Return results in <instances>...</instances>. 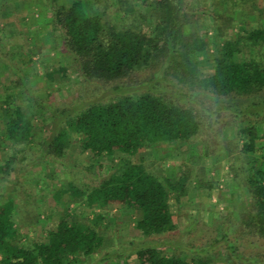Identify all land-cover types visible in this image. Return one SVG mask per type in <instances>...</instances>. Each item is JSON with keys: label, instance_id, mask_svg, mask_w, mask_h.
I'll list each match as a JSON object with an SVG mask.
<instances>
[{"label": "trees", "instance_id": "trees-1", "mask_svg": "<svg viewBox=\"0 0 264 264\" xmlns=\"http://www.w3.org/2000/svg\"><path fill=\"white\" fill-rule=\"evenodd\" d=\"M116 1L118 21L105 17L102 0H0V188L13 191L0 193V264H77L98 256L97 264H129V254L101 255L103 210L133 215L141 237L173 232L178 215L172 197L178 201L199 188L210 194L223 182L219 171L208 181L204 165L194 171L191 147L199 138L202 156L226 165L225 177L244 207L233 212L239 222L232 214L204 230L192 222L181 242L130 243L129 253L137 264H264V19L248 21L233 37L228 32L232 14H263L264 7L257 0H209V7L141 0L137 8L130 0ZM19 13L20 23L7 21ZM23 33L31 42L28 54L9 42ZM44 48L58 62L50 68L43 63L48 82L55 75L65 79L69 68L97 87L141 71L152 82L135 95L137 88L124 87L93 100L60 83L75 98L65 106L53 85L34 88L39 75L32 56ZM155 78H173L181 89L170 92ZM179 144L187 145L190 162L181 164L185 170L173 181L146 168L145 153ZM72 151L86 154L89 163L78 177L48 190L60 204L56 213L47 202L40 210L41 180L31 174L43 163L71 166ZM93 170L106 176L89 184L84 178ZM76 206L102 212L83 222Z\"/></svg>", "mask_w": 264, "mask_h": 264}, {"label": "rangeland", "instance_id": "rangeland-1", "mask_svg": "<svg viewBox=\"0 0 264 264\" xmlns=\"http://www.w3.org/2000/svg\"><path fill=\"white\" fill-rule=\"evenodd\" d=\"M67 0H57V2L62 3L66 2ZM102 10L105 12V17L107 18H113L114 20L118 21V2L116 0H102ZM134 6L137 8L140 6L141 0H130ZM192 3L195 1L196 5H206L209 7V0H191ZM205 1V2H204ZM216 1V0H215ZM204 2V3H202ZM216 3H218L216 1ZM102 4V3H101ZM257 4L259 7H264V0H257ZM190 6V5H189ZM211 6V5H210ZM255 11V14L252 16H247L245 12H238L232 14L233 17H235V20L232 22L234 24L233 26V32L229 30L231 37H233V33L236 32V30H239L241 27H245L248 25V21L256 18L255 20H261L264 19V13L259 14ZM50 14V13H49ZM229 14V13H228ZM22 14H15L14 16L10 17L7 21L14 22V24H18L20 16ZM230 15V14H229ZM29 16L38 17L36 13L31 12ZM30 18V17H28ZM30 22H32V18H30ZM129 19V18H128ZM125 23L128 22L127 19L120 20ZM2 23H0V26ZM32 28V27H30ZM24 34H19L17 37H10L9 42L11 44L16 43L18 46H21V50L24 51L26 54H28L29 49H31V42L30 38L24 37ZM213 36L212 31H209V37L211 38ZM210 40V39H209ZM213 49L209 50L210 53L213 52ZM58 51V50H57ZM42 53V54H41ZM53 51L49 52L46 48L42 49L39 53L37 52L32 56V60L34 62L36 72L39 75V77L33 76V79H37L34 84L35 89H41L46 86L56 87L55 96L62 100L64 99L65 106H71L75 100L72 95L68 94L65 89H60L59 85L60 83H63L62 85L64 87L72 88V93L76 95V91L80 94L86 97L92 96L90 98H87L89 100L93 99H105L107 97L114 96L115 94L113 92H122L125 91L124 87H127L129 89L137 88L138 90H135L132 94H138L140 91L142 92L145 89H148L149 83L152 81L148 78L149 72H139L136 73L133 77L125 78L120 81H110L106 82L103 85L97 87L95 84L86 82L81 77H77L75 72L69 68L67 77L65 79H60L62 77H59L58 75H55V81L48 82V80H43L44 78V66L43 63H48L49 68L50 66L56 67L57 66V60L51 59L54 58L55 55H53ZM65 63L68 62L67 60L64 61ZM68 64V63H67ZM32 79V80H33ZM60 79V80H58ZM156 80H159V83H161L166 88L170 89V92H173L175 90H180L181 88H177L176 81L173 78H155ZM73 81V84L71 82ZM34 82V81H33ZM59 82V83H58ZM47 83V84H46ZM122 85L121 89H114V86ZM58 89V90H57ZM140 90V91H139ZM58 91V92H57ZM138 91V92H137ZM117 95V94H116ZM86 97H84L86 99ZM238 99V97H237ZM227 101V99H225ZM59 102V101H58ZM236 102V101H235ZM234 101L228 100L226 104H235ZM240 104V101H238ZM236 104H238L236 102ZM238 104V105H239ZM223 118V115L220 116V119ZM246 122H241L239 126H243ZM220 125L218 122L213 125V127ZM261 128L264 131V122L261 124ZM227 129V128H226ZM226 131V130H225ZM196 141V147H191V153L193 156V163L194 171L198 170L199 166L204 165L205 171H206V177L208 181L212 180V177L214 174H216L218 171L223 175V182L217 186V188H214L210 191V194L207 193V190L199 188L197 191H190L185 197H182L180 200L176 201L173 197L171 199L174 206L175 211L177 212V225L176 229L173 232L165 233L161 235H153L149 237H141L139 236L137 230L133 226V219L134 216L131 214H128L126 211L118 210L117 208H108L104 209L103 212L107 214L106 219L101 223V231L104 233V245H103V253L101 255L107 256L109 255L110 258L117 257L118 254H124L127 256L128 254V262L129 264H137V260L134 254L131 252L129 253L130 249L132 248L131 244L134 245V247L138 245L143 244H157L161 245L162 242L171 241V242H181L183 237V229L191 224L192 222L196 223L198 226L202 227V230L208 228L211 225L218 224L220 220H224L226 216L232 214L233 222L237 224L238 217L237 213L239 209H243V205H241V200L239 199L237 192L232 190L233 184L228 178L229 175L225 177V169L226 165L223 161L216 160L214 164V157L208 158L203 157L201 150H200V143L199 139ZM77 144V143H76ZM187 148V145L185 144H179V145H161L157 149L151 150L150 152L145 153L147 156L145 157V166L148 170L159 173V174H166L170 180L173 181L174 176L179 175L180 173H183L185 170V167H181V164L184 165L186 162H190V154H188L185 150ZM190 153V152H189ZM68 163L71 164V166H61L58 162L55 163H48V164H42V169L36 174H31L33 180H41L39 186L36 185L38 189V194L40 197L38 198V205L39 209H43L40 205L46 204V202L52 206L53 213H56V209L60 208V204H58L57 201L51 199L48 197L49 194L52 193V191H48L50 188L54 186H63L67 182V178L69 176H75L78 177L77 174H80L79 170L84 172L83 167L86 166L89 163V159L86 154H81L73 151L71 152V157L68 160ZM76 165V166H75ZM31 170L37 171L39 170V167H30ZM217 171V172H216ZM90 174V175H89ZM88 175V178H84L85 182H88L89 184H95L101 178H104L106 176V172H101L99 170H93L90 171ZM30 175V174H29ZM35 176V177H34ZM81 177V176H80ZM32 180V181H33ZM31 181V180H30ZM31 181V184L33 182ZM229 185H228V184ZM46 184V185H45ZM43 186H47L46 189L43 188ZM230 188V189H229ZM3 191H2V190ZM4 193L6 196H9L13 193L12 189L8 188H0V193ZM199 192V194H197ZM234 193L233 195L231 193ZM47 195V197L45 196ZM67 196L63 197V203L69 204V206H72L70 199H67ZM174 199V200H173ZM102 212V210L99 211L98 208H94L93 211L89 210L87 207L83 206H76L74 209L75 216L79 218V220H82L83 222H90L93 213ZM124 212V213H123ZM52 213V214H53ZM45 220V219H42ZM51 226H54L53 220L49 221ZM43 225L38 224L37 225V231L33 233V238H37L40 236V230ZM203 239V238H200ZM131 243V244H130ZM108 253L107 255H105ZM100 256L95 257L88 263H77V264H97V260ZM222 262V261H220Z\"/></svg>", "mask_w": 264, "mask_h": 264}]
</instances>
